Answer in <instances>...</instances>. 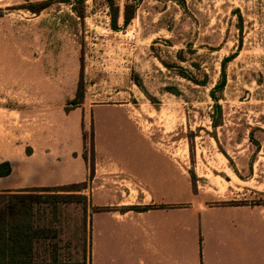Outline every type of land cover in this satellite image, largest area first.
Here are the masks:
<instances>
[{
  "label": "rangeland",
  "instance_id": "obj_1",
  "mask_svg": "<svg viewBox=\"0 0 264 264\" xmlns=\"http://www.w3.org/2000/svg\"><path fill=\"white\" fill-rule=\"evenodd\" d=\"M29 1L43 0H0V70L8 69L0 90H17L0 94L28 90L26 102L0 98V158L7 147L51 149L47 136L60 153L87 154L86 180L66 189L85 187L56 191L86 200L58 203L55 213L53 203L38 204L40 217L57 226L56 241L70 247L68 258L87 247L83 213L100 209L88 199L103 193L105 160L127 155L131 164L139 149L152 148L145 135L188 169L209 201L264 205V0H51L39 12L25 7ZM233 53L224 86L215 88ZM250 158H258L257 173L236 179L232 170Z\"/></svg>",
  "mask_w": 264,
  "mask_h": 264
},
{
  "label": "crops",
  "instance_id": "obj_2",
  "mask_svg": "<svg viewBox=\"0 0 264 264\" xmlns=\"http://www.w3.org/2000/svg\"><path fill=\"white\" fill-rule=\"evenodd\" d=\"M6 70L2 67L0 72L6 73ZM20 88L26 89L19 90L20 94L13 97L0 94V98L26 102L27 87ZM16 91L9 87L0 90L6 93ZM45 127L41 124L35 128H40L44 134ZM40 137L43 138V135ZM145 137L152 148L139 149L132 156L131 164L127 155L122 156L120 163L105 160L106 166L101 173L103 193L98 201L88 199L89 206L98 204L100 209L83 213L88 240L83 255L78 259L68 258L65 250L70 247L63 246L58 239L56 241L57 236L35 243L32 249L34 261L264 264V205L209 201L194 190L188 169L168 149L157 147ZM49 139L50 136H47L45 142L48 144L51 141V149L41 145L33 147L29 153L8 147L3 151L0 163L8 161L11 171L0 175V193L38 192L32 189L41 187L58 189L86 180L89 169L83 151L75 150L74 155L64 149L60 153L54 136ZM38 141L39 144L44 143L43 140ZM61 155L63 159H60ZM257 159H248L244 170L238 166L233 169L235 178L241 180L238 173L246 170L255 175ZM69 162L75 163V166L69 169L65 165ZM60 166L68 168L69 172L62 176ZM112 180L117 182L116 189L120 192L115 196L111 195ZM134 206L149 207L136 209Z\"/></svg>",
  "mask_w": 264,
  "mask_h": 264
},
{
  "label": "trees",
  "instance_id": "obj_3",
  "mask_svg": "<svg viewBox=\"0 0 264 264\" xmlns=\"http://www.w3.org/2000/svg\"><path fill=\"white\" fill-rule=\"evenodd\" d=\"M66 1V0H64ZM51 0H43L40 2L29 1L27 7L31 11L39 12L50 4ZM111 4L112 0H111ZM2 13L0 12V16ZM132 13L125 14V23H128L132 18ZM242 19V16H240ZM111 22L113 28H118V11L114 10L111 13ZM240 30L242 26L240 25ZM235 53L225 57L222 61V79L215 88H222L226 82L225 65L228 60L233 58ZM214 94V93H213ZM72 104H77V101L72 100ZM73 108V107H71ZM67 109H70L67 107ZM222 115V108L220 103H215L214 125L219 124V117ZM223 153L231 159L226 151ZM87 159V154L83 152ZM11 171V166L8 161L0 163V175L8 174ZM80 184V183H79ZM75 185V184H74ZM76 189H66L68 185H63L58 189L49 187H41L37 189L38 192H1L0 193V264H87L82 262H58L57 260L49 263H37L34 261L33 247L37 241L43 238L57 237L58 229L53 224V218L44 221L40 217L42 209L38 206L39 203H53L52 211L55 213L58 209V203L70 202L75 200H86V195L82 193L72 192H39L41 190H80L85 187L77 185ZM149 206L139 207L136 209H146Z\"/></svg>",
  "mask_w": 264,
  "mask_h": 264
}]
</instances>
